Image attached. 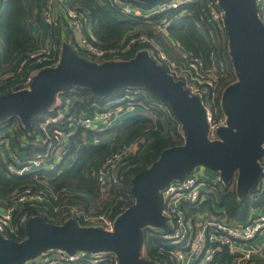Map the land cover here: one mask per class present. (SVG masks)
Here are the masks:
<instances>
[{
    "label": "water",
    "instance_id": "1",
    "mask_svg": "<svg viewBox=\"0 0 264 264\" xmlns=\"http://www.w3.org/2000/svg\"><path fill=\"white\" fill-rule=\"evenodd\" d=\"M135 1L150 6L162 0ZM217 2L225 12L228 55L236 79L221 92L226 125L217 130L216 140L207 137L200 99L190 95L145 50L130 59L96 62L63 42L57 65L40 69L29 89L0 94V121L16 116L28 130L33 116L51 108L58 92L68 87H84L98 97L125 87H143L167 104L184 138L183 144L164 149L131 178L134 202L116 216L112 231L81 225L72 217L56 224L30 216L24 222L22 240L0 235V264H22L49 249L111 252L119 264H154L141 255L142 229L152 226L168 231L161 213V190L170 182L203 167L218 171L225 187L234 181L239 198L257 189L259 160L264 154V25L257 16L256 0Z\"/></svg>",
    "mask_w": 264,
    "mask_h": 264
},
{
    "label": "built area",
    "instance_id": "2",
    "mask_svg": "<svg viewBox=\"0 0 264 264\" xmlns=\"http://www.w3.org/2000/svg\"><path fill=\"white\" fill-rule=\"evenodd\" d=\"M112 12L128 20H144L151 22L157 31L167 34L168 26L180 15L189 13L183 7L190 3L199 5L201 18H206L216 30L226 32L225 12L217 0H162L150 6H138L131 0H101ZM257 16L264 25V0H256ZM60 8L65 16V23L70 31L66 41L82 57L96 62L120 60L119 56L132 48L145 50L148 55L174 80H179L190 95H196L206 114L209 140L218 139L217 130L226 125V116L218 114L221 92L219 80L224 77L226 65L216 49V39L212 29L203 34L208 41L205 55H193L181 50L177 58L171 57L162 47L160 39L154 34L144 31L128 34L118 46L102 48L94 44L85 32V25L90 20L89 13L79 7L70 5L66 0H44L41 9L43 22L53 28H59L56 9ZM156 17L155 20L152 18ZM93 39V37L91 36ZM61 43L50 37L48 42L26 53V61L30 69L20 79L15 91L29 89L33 76L42 68L56 66L60 59ZM146 90L129 88L120 96L109 100L101 109L93 112L73 111L70 107L59 106L56 102L51 107L53 114L39 122L37 142L39 148L30 156H10L4 160L5 172L14 176L38 174L46 170H55L68 156L70 139L76 130L102 132L112 128L121 115L133 114L138 104L148 101ZM219 102V103H218ZM13 126H0V147L9 143ZM6 129V132L2 130ZM101 138L94 136L92 144L99 143ZM264 149V142L262 144ZM123 149L109 154L95 172L96 180L102 190L120 180V164ZM261 177L257 189L264 191V154L259 160ZM218 171L203 167L195 168L182 180H174L161 190V213L166 217L168 231L148 226L150 234L161 237L167 250L170 263L154 264H217L214 262L217 251L225 247L233 255L234 264H246L252 259L254 252L245 245L264 233V213H257L240 223L228 218L224 210H215L205 204L210 198V191L223 186ZM208 187V188H205ZM209 194V195H208ZM45 192L24 187L9 200L0 202V235L14 240L18 234V226L13 224V216L18 205L23 203L42 202ZM193 205L197 208L190 211ZM69 206V205H68ZM207 206L216 215H210ZM65 207V206H64ZM68 213L78 222L89 226H100L112 231L115 217L105 213L84 212L75 206H69ZM65 210V209H63ZM70 217V218H71ZM85 225V226H86ZM161 250H165L163 247ZM144 256L143 254H141ZM144 258V257H143ZM22 264H119L118 257L111 252L89 253L76 251L68 253L62 249L46 250L33 259Z\"/></svg>",
    "mask_w": 264,
    "mask_h": 264
},
{
    "label": "trees",
    "instance_id": "3",
    "mask_svg": "<svg viewBox=\"0 0 264 264\" xmlns=\"http://www.w3.org/2000/svg\"><path fill=\"white\" fill-rule=\"evenodd\" d=\"M133 2L138 6L147 7L149 5L135 0ZM27 3V0H0V56L6 63H11L18 56H22V77L30 69L28 65L29 61L25 59L26 53L34 49L31 23H28L27 17ZM85 6L91 9L92 15L95 14L96 17L99 15L98 26L102 30L99 31L100 28L98 27L99 30L97 31L99 32H95L96 29L93 27L94 37L93 39L90 35L88 37H90L94 44L102 48L120 45L123 40L122 33L125 32L126 25L129 24V21H137L122 20L112 16L107 12L100 0H88V4ZM183 9L189 13L178 16L168 26V33L180 44L185 52L193 55H205L208 41L203 32L210 29L214 31L216 49L219 56L226 63L225 75L219 80V90L222 91L236 79L228 55L226 32L225 30L214 29L206 18H201L200 8L196 3L187 4ZM155 19L156 17L152 18V20ZM141 28L148 34H154L152 28L150 29L146 24L141 26ZM162 44H164L166 50L174 55L175 52L173 53L172 45L167 40L163 39ZM137 52V48H132L122 53L119 58L130 59ZM178 56L174 55L175 58ZM129 88L136 87L121 88L110 94L98 97L94 96L87 88L71 86L61 90L60 97H73L75 102L71 109H74L73 111L89 113L101 109L107 101L120 96ZM140 88L146 90L143 87ZM1 89L2 86L0 87ZM146 92L149 97L148 101L138 104L136 111L132 115L124 118L113 126L111 130H107L108 133L114 134L111 142L100 140L97 144L83 145L77 149L75 141H81L82 134L78 132L74 138L71 136L69 151L73 155L75 153V158L66 168H59L60 165H58L55 170H46L38 174H26L18 177L5 172V164L0 155V202H2L1 200L6 201L11 199L24 187H31L34 190L45 192L44 201L33 204L23 203L17 206L13 216V224L18 226V234L13 237L14 240L20 241L25 237L24 222L30 216H41L46 222L61 224L71 217V214L67 211V207L75 206L84 212L94 207L92 202L95 198L102 195V191H104L96 180L95 172L97 168L110 153L124 148V145L130 143L131 139L134 140L142 134L145 138L144 143L139 144L140 148L135 153L127 154L122 158L118 184L105 187L107 194L112 196V200L103 204V209L101 210L104 212L100 211L97 213H105L110 217H115L132 205L134 199L130 193L131 178L155 161L164 149L181 145L184 142L181 127L173 117L167 104L148 90ZM52 114L53 111L49 108L35 115L37 118L33 116V127L31 126L28 130L23 128L19 118L16 116L7 118L4 121L6 125L3 127L13 126L9 135H13L15 141L20 144L21 140L19 136L32 137L29 134L31 130L35 129L39 122ZM218 114L222 115L219 104ZM18 150L24 152L23 156H30L38 151L39 148L30 144L20 146ZM78 190L83 191V193L85 192L86 196L78 194ZM209 194L210 198L205 204H208L209 207L212 206L213 209L224 210L226 216L236 222L246 221L253 211L264 207V191L258 189L249 190L244 196L239 198L234 183H231L228 187L223 185L213 188ZM117 198L121 200L117 204H114ZM109 206H113V208L110 209ZM189 209L190 211H194L197 208L191 205ZM79 223L86 225L81 221ZM142 232L143 244L141 254L144 255L143 257L155 263H170L167 252L169 248L163 246V239L151 235L148 226L144 227ZM161 247L165 250H161ZM260 261L264 264V248L262 250V260ZM214 262L217 264H234V258L223 247L216 252Z\"/></svg>",
    "mask_w": 264,
    "mask_h": 264
},
{
    "label": "crops",
    "instance_id": "4",
    "mask_svg": "<svg viewBox=\"0 0 264 264\" xmlns=\"http://www.w3.org/2000/svg\"><path fill=\"white\" fill-rule=\"evenodd\" d=\"M27 1H28V3H27V5H28V15H27L28 23L29 22L31 23L32 35H33V39H34L33 48H38L40 46L45 45L48 42V40L50 39L51 35L56 42H60L61 44L63 42H66L69 39L70 31L67 28V25L65 23V16H64L62 10H60V8L56 9V16L59 20L60 27L59 28H53V31L51 32L52 27H48L43 22L42 17H41V9L43 6L42 5L43 0H40L41 3L38 5H37L38 0H27ZM66 2L70 5H74L76 7H79L81 10L87 11L89 13L90 20L85 25V32L88 35L94 37L93 27L96 29L95 32H99L102 30V28L98 26V21L100 20L98 17L99 15L97 17L95 14L92 15V12L90 11L91 9L89 7L85 6L86 4H88V0H66ZM102 4L106 8L107 12H109V14H111L112 16H115L118 19L127 20L123 16H120L119 14L110 11L105 6V4L103 2H102ZM36 5L38 7L40 6V8H39V10H38V7L35 8L34 9L35 12H34L33 8H34V6L36 7ZM33 12H34V14H33ZM91 20H92V22H91ZM144 24H146V26H148L150 29L152 28L154 35H156L160 39L161 43L163 42V39H165V40H167V42L170 45H172L173 53L175 52L174 55L178 56L181 53L182 47L180 46V44L176 40H174L169 35V33L163 34L159 31H157L156 27L153 26V24L151 22H146L144 20L129 21V24L126 25L127 27L125 28V32L122 33V38L124 39L130 33H135L137 31H143L141 26H143ZM98 27L100 28V30L98 29ZM97 30H99V31H97ZM162 45H163L162 47L165 49L164 44H162ZM166 51L168 52V54L171 57H174V55L170 51H168V50H166ZM21 61H22V56H18L11 63H6L2 60V58L0 56V85L2 86V88H4V87H6L8 89L10 88L9 90L5 91V93L15 91L14 88L16 86V83L21 79L20 76L18 75V73L21 72V65H22ZM59 99H60V105L59 106H67V107L72 108L73 103L75 102V99L73 97H64V98L60 97ZM57 102H59V101H57ZM107 102H109V101H107ZM71 110H74V109H71ZM130 115H132V114L121 115L120 117H118L116 119L115 125ZM107 130H111V128L106 129V130L99 132V133L98 132H88V131L86 132V131H83L81 129L76 130V132L74 133V135L72 137L74 138L77 135V133L80 132L82 134V140L79 142L75 141V147L77 149H79L83 145L92 144L91 141H92V138L94 136H99L102 141L111 142L114 134L108 133ZM29 134L32 137H28V136H24V135L19 136L20 140H21L20 144H18L15 141L14 136L11 135L9 137V143L4 147H0L1 159L4 161L5 159L9 158L10 156H15V155H17L18 157H22L24 152L21 150H18V148L20 146L30 145V144H32V146H36L35 144H36L37 138H38L37 127H35V129L31 130V132ZM74 156H75V153L73 156L66 157L60 163L59 168H64L66 166L68 167L73 162V160L75 158ZM77 192L80 195L86 196V194H84L85 192L83 193V191H81V190H78ZM257 213H264V207L261 208L260 210L253 211L250 214V216L257 214ZM245 248H251L254 250V252L252 254V259L249 262H247L248 264H262V262L260 260H262V250L264 248V233L258 235L252 242L245 245Z\"/></svg>",
    "mask_w": 264,
    "mask_h": 264
},
{
    "label": "rangeland",
    "instance_id": "5",
    "mask_svg": "<svg viewBox=\"0 0 264 264\" xmlns=\"http://www.w3.org/2000/svg\"><path fill=\"white\" fill-rule=\"evenodd\" d=\"M41 3V1L40 0H38L37 1V5L38 4H40ZM36 5V7L34 6V8H33V10L35 9V8H37L38 6ZM39 8H40V6L38 7V10H39ZM34 12H35V10H34ZM34 12H33V14H34ZM39 12V11H38ZM53 31V29L51 30V32ZM52 39H53V37H52V35L50 36ZM62 45V44H61ZM225 65H226V63H225ZM19 76H20V78L23 76V73L22 72H19ZM10 89V88H9ZM8 88H6V87H4V88H2L0 91V94L1 93H5V91H7V90H9ZM12 90V89H11ZM60 92H58V94L56 95V100H55V102H57V101H59V102H57L56 103V105H57V107H59V105H60ZM35 118H37L36 116H35ZM5 121V120H4ZM4 121H0V126H4V125H6L5 124V122ZM179 126H180V124H179ZM2 132H6V129H4V130H2ZM181 132H182V130H181ZM144 138H145V136L144 135H139L136 139H131L130 140V143H127V144H125L124 145V148H121V149H123V155H122V158L123 157H125L127 154H133V153H135L137 150H138V148H140L139 146V144H143L144 143ZM67 167V166H66ZM66 167H64V168H66ZM233 183H234V181H233ZM235 184V183H234ZM205 188H208V187H205ZM216 188V187H215ZM212 190V189H211ZM207 191H210V190H207ZM103 193H102V195H100L99 197H97V198H95V200L92 202L93 203V206L94 207H92V208H90L89 210H86L87 212H89V213H91L92 211V213L91 214H93V213H97V212H104L103 210H101V209H103V204L105 203V202H110L111 200H112V196L111 195H108L107 194V192H106V190H105V188H104V191H102ZM209 195V194H208ZM121 199L120 198H117L116 199V201H115V203L114 204H117L119 201H120ZM110 207V209L111 208H113V206H109ZM108 207V208H109ZM216 211L217 210H219L218 208H214ZM107 211V210H106ZM207 211L210 213V215H216L215 214V212H213L208 206H207ZM234 221V220H233ZM235 223H240V222H236V221H234ZM244 222V221H243ZM86 226H89V225H86Z\"/></svg>",
    "mask_w": 264,
    "mask_h": 264
}]
</instances>
